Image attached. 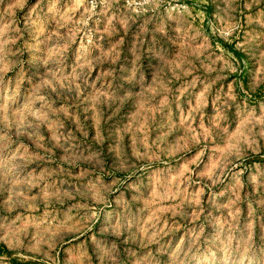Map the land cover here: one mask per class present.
<instances>
[{"label":"rangeland","instance_id":"374dc122","mask_svg":"<svg viewBox=\"0 0 264 264\" xmlns=\"http://www.w3.org/2000/svg\"><path fill=\"white\" fill-rule=\"evenodd\" d=\"M0 264H264V0H0Z\"/></svg>","mask_w":264,"mask_h":264}]
</instances>
